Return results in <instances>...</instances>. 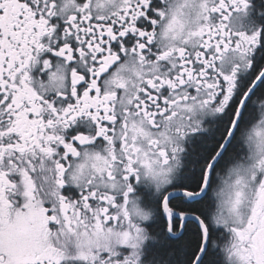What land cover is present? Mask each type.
Instances as JSON below:
<instances>
[{"label":"snow or ice","instance_id":"6c2138e0","mask_svg":"<svg viewBox=\"0 0 264 264\" xmlns=\"http://www.w3.org/2000/svg\"><path fill=\"white\" fill-rule=\"evenodd\" d=\"M252 10L0 0V264H264Z\"/></svg>","mask_w":264,"mask_h":264},{"label":"flooded vegetation","instance_id":"af4514ba","mask_svg":"<svg viewBox=\"0 0 264 264\" xmlns=\"http://www.w3.org/2000/svg\"><path fill=\"white\" fill-rule=\"evenodd\" d=\"M253 5L252 15L255 17L256 23L259 26H264V17H261L259 13L264 11V0H251Z\"/></svg>","mask_w":264,"mask_h":264}]
</instances>
